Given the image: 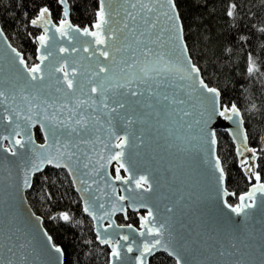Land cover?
<instances>
[{"label":"snow or ice","instance_id":"snow-or-ice-1","mask_svg":"<svg viewBox=\"0 0 264 264\" xmlns=\"http://www.w3.org/2000/svg\"><path fill=\"white\" fill-rule=\"evenodd\" d=\"M0 181V264H264V0H0Z\"/></svg>","mask_w":264,"mask_h":264},{"label":"trees","instance_id":"trees-1","mask_svg":"<svg viewBox=\"0 0 264 264\" xmlns=\"http://www.w3.org/2000/svg\"><path fill=\"white\" fill-rule=\"evenodd\" d=\"M251 2L253 4L259 5L261 3V0H251ZM18 43H20V42L18 41ZM23 46L29 47L28 45H23ZM235 71H236V78L240 79V77H239L240 69L237 68ZM241 82H242V80H241ZM229 87L231 88L232 86L229 85ZM237 87H239V85H237ZM235 94L236 93L233 92V95H235ZM218 136L220 138V144H219L220 151L223 153H228V155H229V159L225 162L226 167L228 168V170L232 176V179L229 181V183H230L232 188H235L237 190V192L242 191L245 189V183L239 175L238 165L234 164V157L232 156V153H231L230 144L228 143L227 138L224 136L223 131H218ZM235 200H236V197H232L230 199V202H235ZM33 201H34V197L31 194H29V202L33 203ZM35 207H37V205L34 204V210H35ZM132 222L135 223L136 220L133 219ZM45 226L53 230L58 241L64 240V239H71L73 236V232L70 231L65 226H60V225H56V224H46Z\"/></svg>","mask_w":264,"mask_h":264},{"label":"water","instance_id":"water-1","mask_svg":"<svg viewBox=\"0 0 264 264\" xmlns=\"http://www.w3.org/2000/svg\"><path fill=\"white\" fill-rule=\"evenodd\" d=\"M218 131H222V130L218 129ZM0 182H2V181H0Z\"/></svg>","mask_w":264,"mask_h":264}]
</instances>
